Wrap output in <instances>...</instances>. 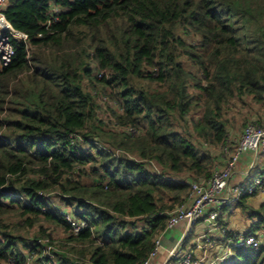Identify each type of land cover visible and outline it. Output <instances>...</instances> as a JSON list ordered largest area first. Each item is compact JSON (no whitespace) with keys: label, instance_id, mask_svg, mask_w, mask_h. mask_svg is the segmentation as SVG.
Returning <instances> with one entry per match:
<instances>
[{"label":"trees","instance_id":"1","mask_svg":"<svg viewBox=\"0 0 264 264\" xmlns=\"http://www.w3.org/2000/svg\"><path fill=\"white\" fill-rule=\"evenodd\" d=\"M2 14L27 48L13 40L0 70V264H142L189 183L211 175L173 121L200 109L195 133L219 146L232 101L264 116V0H7ZM100 95L117 108L109 121ZM255 196L221 208L226 234L205 261L235 239L223 214ZM12 214L59 227L70 247L42 257L40 241L9 230ZM65 214L83 223L77 234ZM249 216L242 234L264 235V202ZM195 224L166 264L194 250ZM216 264H264V248Z\"/></svg>","mask_w":264,"mask_h":264},{"label":"built area","instance_id":"2","mask_svg":"<svg viewBox=\"0 0 264 264\" xmlns=\"http://www.w3.org/2000/svg\"><path fill=\"white\" fill-rule=\"evenodd\" d=\"M7 0H0V70L7 67L14 55L13 40L26 44L27 36L14 29L4 18L2 10ZM127 132L134 133L131 128H126ZM219 150L225 156L221 167H216L208 180H196L189 183L188 202L174 208L169 212L166 227L169 230L184 223L187 229L191 225L202 220L205 223V232L198 235L194 240V250L185 252L177 264H216L228 260L233 248L258 249L264 242L263 234L244 235L242 233L233 235L234 241L228 239L223 250L212 257L210 261H205L206 256L219 243V239L226 234L217 221L222 207L235 204L243 195L262 194L264 195V165L253 176L244 183L231 184L230 179L233 170L238 162L239 156L245 152H253L254 165L258 155L264 156V128L249 122L244 125L237 144L231 147L226 142L220 145ZM65 222L69 225L72 234H77L83 223H76L73 218L65 214ZM156 238L154 249L149 253L142 264H150L156 257L161 247V236ZM194 252H202V256L194 257ZM179 254V244L168 252V259L176 258Z\"/></svg>","mask_w":264,"mask_h":264},{"label":"rangeland","instance_id":"3","mask_svg":"<svg viewBox=\"0 0 264 264\" xmlns=\"http://www.w3.org/2000/svg\"><path fill=\"white\" fill-rule=\"evenodd\" d=\"M106 95H100L98 96L97 105H99L101 108L97 110V116L100 119L109 121V117H112L111 110H117V108L113 107L114 103L108 102V97H105ZM108 98V99H106ZM113 101V100H112ZM242 102L232 101L226 108L223 110V116L226 120V128L227 133L234 132V133H240L244 127L245 124L249 122L256 123L257 121L252 120L253 117H259L260 112L258 111V108L247 98H243ZM201 113L200 109L193 110L189 116L185 117V120H174L173 124L177 131L181 132L184 135H187L189 140L192 142L193 146L197 148L200 152L206 153L210 159V170L211 172L216 167H221L223 163L217 162L215 157V152H217L219 155L218 157H223V161L225 160V156H223L219 150V146H214L208 143H205L194 131L193 124L194 122L199 118V114ZM106 122V121H105ZM110 128L115 127L114 125H108ZM240 137V136H239ZM228 138V134H227ZM239 138L236 140L235 144L232 146H235L238 142ZM230 145L229 143H227ZM231 146V145H230ZM262 155H258V159ZM222 159V158H221ZM45 196H47L50 200L62 202L61 199L58 197V194L56 191H49L45 193ZM264 202V195L258 194L255 197L250 199L251 207H248L246 210H241L238 208V210L235 212V214H232V220L235 223V226H240L239 229L241 232L248 229V225L252 220L255 218L252 217L249 219V214H253L256 212L259 208V206ZM69 209V208H68ZM68 211V210H67ZM7 223L9 224V230L12 232L14 236L21 237L23 240L30 242L33 241L35 238L37 242L40 241L44 245V249H42V257H49L53 258L52 255L54 252L60 253L65 251V248L70 247V244L66 242V239L64 238L65 234L60 230L59 227H56L51 224L44 223L42 221H37L34 223L33 227H29L23 223V220L19 218L18 216L12 214L6 217ZM234 235H237L238 233L235 232L233 229L231 230ZM262 233L264 231L260 230ZM41 232L43 234H50V238L48 236L41 237ZM260 232V233H261ZM40 239V240H39ZM264 248V242L261 244L259 248ZM25 253V251H23ZM202 256V252H200ZM35 258V257H34ZM54 259V258H53ZM206 259V258H205ZM28 264H34L29 262Z\"/></svg>","mask_w":264,"mask_h":264},{"label":"crops","instance_id":"4","mask_svg":"<svg viewBox=\"0 0 264 264\" xmlns=\"http://www.w3.org/2000/svg\"><path fill=\"white\" fill-rule=\"evenodd\" d=\"M262 121H264V116L261 114L258 117ZM257 117H253L252 120L257 121ZM240 133H234L228 131V138H226V143H229L231 147L233 144H235L236 140L239 138ZM216 161L223 163V157H218V153L215 152ZM256 161L253 166L252 162L254 161V154L253 152H245L239 156L238 162L233 170V173L231 175L230 183L231 184H238V183H244L248 181L249 177L253 176L256 172L259 171V169L264 165V156L262 155L259 159L258 156L256 157ZM237 209L231 208L226 213L223 214L225 222H227V228L230 230H234L238 234L244 233L241 232L239 229L240 226H235L234 221L231 219L232 214H235ZM189 229H187L186 225L184 223L179 224L178 226H175L172 229L166 230L163 232L161 236V247L158 250V253L155 258H153L150 262V264H166L168 261V252L173 249L177 244H181L184 237L187 235ZM194 235L192 239H195L198 235L205 232V223L204 221L200 220L198 223H196L193 226ZM222 243H218L214 247V251H218L222 246Z\"/></svg>","mask_w":264,"mask_h":264}]
</instances>
